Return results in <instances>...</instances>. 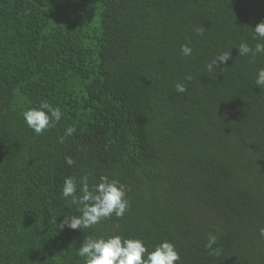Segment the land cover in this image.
Listing matches in <instances>:
<instances>
[{"label":"trees","instance_id":"16d2710c","mask_svg":"<svg viewBox=\"0 0 264 264\" xmlns=\"http://www.w3.org/2000/svg\"><path fill=\"white\" fill-rule=\"evenodd\" d=\"M262 22L264 0H0V264H86L87 237L115 236L171 243L177 264H264V54L238 49ZM44 102L62 118L38 136L23 113ZM84 176L125 186L130 210L61 231L80 214L64 182L79 195Z\"/></svg>","mask_w":264,"mask_h":264},{"label":"clouds","instance_id":"9594fccd","mask_svg":"<svg viewBox=\"0 0 264 264\" xmlns=\"http://www.w3.org/2000/svg\"><path fill=\"white\" fill-rule=\"evenodd\" d=\"M196 32L197 35L203 36L204 29L198 28ZM254 33V39L264 40V22L257 25ZM238 49L240 56H251L253 57L252 62H254L257 55L264 54V43H257L254 49L245 43L239 45ZM181 52L185 57L192 55V49L187 45L182 46ZM230 59L231 52L225 51L207 65V71L209 73L213 72L214 69L220 68L221 63L227 64ZM186 79L191 82L192 77L188 76ZM256 84L264 89V70L259 72ZM176 91L180 94L186 93L187 85L178 83ZM23 117L26 125L39 136L56 127L62 118V113L59 108H53L47 102H44L39 110L26 111L23 113ZM75 131L74 128L69 127L65 137H61L60 143H63L64 139L73 135ZM66 162L69 166L75 163L70 157L66 158ZM100 180L101 182L98 185L90 188L88 176H84L79 188V195H77L76 179L68 178L65 180L62 192L63 198L69 200L71 205H76L80 214L66 216L64 221L59 224L61 231L65 227L74 231L91 229L113 216L122 219L126 212L130 210V203L126 199L125 186L120 185L115 180L109 181L106 176L100 177ZM260 236L264 237V228L260 229ZM217 243L218 238L209 235L205 247L209 250L210 256L218 258L221 255V250L213 248ZM78 255L86 259V264H177L181 259L171 243L164 242L149 253L142 241L124 240L120 236L108 239L87 237L83 246L79 248Z\"/></svg>","mask_w":264,"mask_h":264}]
</instances>
